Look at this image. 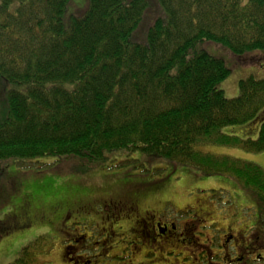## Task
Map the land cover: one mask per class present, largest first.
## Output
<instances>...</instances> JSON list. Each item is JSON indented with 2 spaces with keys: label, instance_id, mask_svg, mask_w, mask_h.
<instances>
[{
  "label": "trees",
  "instance_id": "1",
  "mask_svg": "<svg viewBox=\"0 0 264 264\" xmlns=\"http://www.w3.org/2000/svg\"><path fill=\"white\" fill-rule=\"evenodd\" d=\"M70 2L0 0V162L77 160L87 173L110 158L148 157L172 173L225 177L256 205L264 238V169L198 150L264 151V80H239L238 96L227 99L219 86L230 69L208 51L237 66L264 55V0H86L66 23ZM246 125L255 140L221 133ZM132 189L91 193L125 192L141 203L153 193ZM51 206H13L0 233L44 227ZM20 213L19 225L6 222ZM33 250L10 264H35Z\"/></svg>",
  "mask_w": 264,
  "mask_h": 264
},
{
  "label": "flooded vegetation",
  "instance_id": "2",
  "mask_svg": "<svg viewBox=\"0 0 264 264\" xmlns=\"http://www.w3.org/2000/svg\"><path fill=\"white\" fill-rule=\"evenodd\" d=\"M207 193L196 207L171 212L165 203L159 209H143L141 201L125 192L81 191L55 201L42 225L59 237L63 256L69 254L67 264H109L107 259L123 264H169L170 259L185 264H264L257 211L242 207L245 199L236 200L235 206L231 199L223 202L226 197ZM15 216L6 222L19 225L24 214ZM107 220L108 226H100ZM119 243L125 244L121 250ZM133 253L138 260L133 261Z\"/></svg>",
  "mask_w": 264,
  "mask_h": 264
},
{
  "label": "rangeland",
  "instance_id": "3",
  "mask_svg": "<svg viewBox=\"0 0 264 264\" xmlns=\"http://www.w3.org/2000/svg\"><path fill=\"white\" fill-rule=\"evenodd\" d=\"M85 3L86 0H71L64 15V21L67 23L70 16L78 14L84 8ZM208 51L213 55L220 56L226 67L230 69L229 76L219 86L227 99L238 96L237 84L239 80L248 77L264 80V70L259 67V63L264 61L263 53L249 55L243 66H237L226 54L212 47L208 48ZM253 129H255L254 125L227 127L222 129L221 133L255 140L257 135L251 132ZM198 150L203 154L249 162L264 169V151L251 154L234 146L222 145L199 146ZM111 159L113 158H110L102 168L93 169L87 173L84 168L80 167L77 160H42L41 165L35 161H33L35 164H23V162L17 161L0 162V218L8 212V209L12 210L13 206L18 207L19 204L26 203L36 209L52 205L58 199H65L80 191L92 192L94 188L106 187L107 184L113 187H132V190H153L152 194H148L142 200L141 207L143 209L151 207L159 209L163 203L166 205V210H171V212L188 206L196 207L200 203L199 199L206 196L202 191L207 190L205 193L210 192L226 197L222 200L223 202L231 199L235 206H238L237 201L245 199L244 202L241 200L242 207H251L253 210H257L252 199L244 194L238 185L225 177L201 178L196 171L190 169H178L172 173L167 163L163 161L151 162L148 157L134 158L132 161L124 157L121 160ZM42 162L49 164L45 168L46 171L39 169ZM184 173H187L188 176ZM204 205V203L201 204L202 208H205ZM33 212L35 213V211ZM35 214L37 215V212ZM44 215L50 217L47 212ZM42 219L45 220V218ZM110 222L111 220H107L100 226H108ZM58 238L52 235L47 228H40L37 224L33 227H18L9 233H0V264L12 263L17 259L21 250L29 245H32L36 250V255L32 258L35 264H67L66 259L69 254L63 256ZM124 245V243H119L117 247L121 250ZM34 250L30 253L31 257ZM134 250L133 248L131 251L134 252ZM132 258L133 261L139 259L136 254ZM105 262L123 264L115 259H107ZM150 264L155 263L151 262ZM169 264H185V262L170 259Z\"/></svg>",
  "mask_w": 264,
  "mask_h": 264
}]
</instances>
